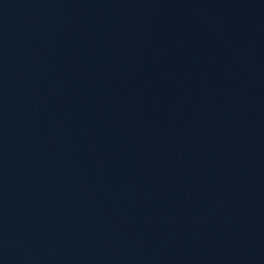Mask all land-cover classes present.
Wrapping results in <instances>:
<instances>
[{
  "label": "water",
  "instance_id": "obj_1",
  "mask_svg": "<svg viewBox=\"0 0 264 264\" xmlns=\"http://www.w3.org/2000/svg\"><path fill=\"white\" fill-rule=\"evenodd\" d=\"M0 264H264V0H0Z\"/></svg>",
  "mask_w": 264,
  "mask_h": 264
}]
</instances>
